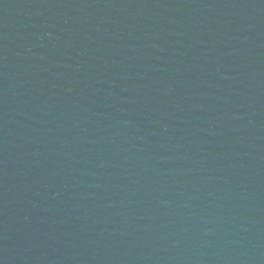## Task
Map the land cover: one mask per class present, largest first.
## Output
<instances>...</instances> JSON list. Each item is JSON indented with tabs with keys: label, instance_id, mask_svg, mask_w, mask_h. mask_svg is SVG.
<instances>
[{
	"label": "water",
	"instance_id": "1",
	"mask_svg": "<svg viewBox=\"0 0 264 264\" xmlns=\"http://www.w3.org/2000/svg\"><path fill=\"white\" fill-rule=\"evenodd\" d=\"M194 264H264V0H149Z\"/></svg>",
	"mask_w": 264,
	"mask_h": 264
}]
</instances>
